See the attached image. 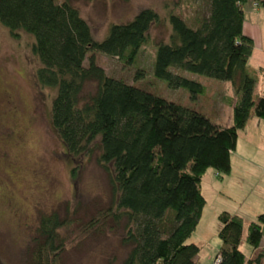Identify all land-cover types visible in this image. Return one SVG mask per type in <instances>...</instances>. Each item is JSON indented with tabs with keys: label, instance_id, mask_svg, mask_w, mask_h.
I'll return each mask as SVG.
<instances>
[{
	"label": "trees",
	"instance_id": "trees-1",
	"mask_svg": "<svg viewBox=\"0 0 264 264\" xmlns=\"http://www.w3.org/2000/svg\"><path fill=\"white\" fill-rule=\"evenodd\" d=\"M75 1L0 0V24L12 37L20 32L33 37L35 78L54 89L50 124L65 152L81 156L93 146L98 151L110 201L86 226L101 220V230L122 231L121 264H195L199 247L187 239L205 204L201 177L208 168L227 174L238 130L251 116L264 119V69L247 65L253 39L243 23L250 0H206L205 13L191 21L169 13L167 39L154 42L153 74L168 86L187 88L192 98L202 92L203 85L181 71L231 82L238 98L223 126L195 108L108 74L96 62L100 51L131 65L159 20L155 10L143 8L126 22L111 23L97 40ZM252 1L264 7V0ZM143 74L140 68L135 78ZM258 75L262 85L254 98ZM71 220L54 212L42 217L28 264H61L66 239L59 230ZM217 220L218 264H264L263 252L247 259L240 249L242 239L252 249L264 240V212L247 222L245 233V220L237 214L222 211Z\"/></svg>",
	"mask_w": 264,
	"mask_h": 264
},
{
	"label": "rangeland",
	"instance_id": "rangeland-1",
	"mask_svg": "<svg viewBox=\"0 0 264 264\" xmlns=\"http://www.w3.org/2000/svg\"><path fill=\"white\" fill-rule=\"evenodd\" d=\"M75 4L97 40L105 37L111 23L126 22L143 8L155 10L159 20L151 24L149 42L141 46L131 65L100 51L95 52L96 62L112 76L199 110L214 125L229 124L231 107L238 98L229 80L181 71L203 85L202 92L192 98L187 88L170 87L153 74L154 42L167 39L168 14L191 21L205 13L206 0H76ZM244 8V33L264 32V7L250 0ZM256 15L258 21L252 24ZM32 40L25 32L12 37L0 24V264H28L39 223L53 212L59 219L68 215L72 219L59 230L66 239L61 264H121L126 253L120 243L122 231L101 230V220L95 227L86 226L110 201L107 173L97 161L94 146L81 156L65 152L50 124L54 89L40 86L35 78L39 62L31 52ZM140 68L144 74L135 78ZM260 87L258 75L254 98ZM213 174L208 168L201 177L200 191L208 203L187 239L199 247L195 264H212L207 258L211 251L212 257L216 252L212 249L214 242L220 244L215 235L218 220L212 217L208 192ZM246 225L247 219L244 233ZM240 247L246 256L250 254L252 248L243 239Z\"/></svg>",
	"mask_w": 264,
	"mask_h": 264
},
{
	"label": "crops",
	"instance_id": "crops-1",
	"mask_svg": "<svg viewBox=\"0 0 264 264\" xmlns=\"http://www.w3.org/2000/svg\"><path fill=\"white\" fill-rule=\"evenodd\" d=\"M258 18L259 16L252 24ZM252 30L255 31L253 27ZM247 34L253 39V49L247 65L252 70L264 69V32ZM208 192L212 199V217L216 219L220 212L227 211L241 216L245 221L247 219L248 222L264 212V119L251 116L244 127L238 130L235 148L230 152V171L223 175L214 171ZM203 196L205 207L208 200ZM218 228L219 222L215 223L216 236ZM219 246V243L214 242L212 249H216V252L213 257L212 251L210 252L208 262H213ZM259 251L264 253V240L258 248L251 249L250 254L245 256L247 259L252 258Z\"/></svg>",
	"mask_w": 264,
	"mask_h": 264
},
{
	"label": "built area",
	"instance_id": "built-area-1",
	"mask_svg": "<svg viewBox=\"0 0 264 264\" xmlns=\"http://www.w3.org/2000/svg\"><path fill=\"white\" fill-rule=\"evenodd\" d=\"M218 261H219V259L216 257V258H214L212 264H218Z\"/></svg>",
	"mask_w": 264,
	"mask_h": 264
}]
</instances>
